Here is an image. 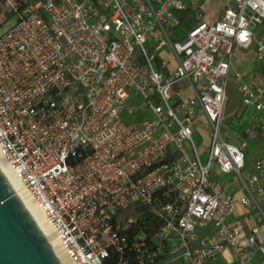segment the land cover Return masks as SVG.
<instances>
[{"label": "built area", "instance_id": "2783aa9c", "mask_svg": "<svg viewBox=\"0 0 264 264\" xmlns=\"http://www.w3.org/2000/svg\"><path fill=\"white\" fill-rule=\"evenodd\" d=\"M209 1L7 0L0 153L73 264H264V148L245 163L264 130V0H216L211 22ZM239 50L258 74L232 70ZM230 76L248 128L224 119Z\"/></svg>", "mask_w": 264, "mask_h": 264}, {"label": "water", "instance_id": "95a60500", "mask_svg": "<svg viewBox=\"0 0 264 264\" xmlns=\"http://www.w3.org/2000/svg\"><path fill=\"white\" fill-rule=\"evenodd\" d=\"M0 264H61L1 171Z\"/></svg>", "mask_w": 264, "mask_h": 264}, {"label": "rangeland", "instance_id": "374dc122", "mask_svg": "<svg viewBox=\"0 0 264 264\" xmlns=\"http://www.w3.org/2000/svg\"><path fill=\"white\" fill-rule=\"evenodd\" d=\"M215 0H210L206 6L204 18L208 22H211L219 18L221 12L218 10ZM13 18L8 17L6 20L0 24V32L6 29L11 23ZM165 56V55H164ZM163 58V56H161ZM168 57V55H166ZM252 64L245 68L246 72L250 71ZM262 70V66L258 68V71ZM229 87L227 89V98L224 103L223 116L224 119L234 128H248L249 124L253 120L254 115L256 114V109L253 105H245L240 101V97L236 92V89L233 88L234 84L230 76ZM200 120V121H199ZM198 126V128H197ZM195 128L193 132V138L200 146V149H203L206 140V131H207V122L203 116L198 117L193 124ZM260 134V137L247 141L245 148V163L247 168H251L254 160L261 155L262 149L264 148V130ZM205 151L202 152V157L205 155ZM233 181L235 178L234 174H226L222 180ZM238 182V181H237ZM233 183L229 189L234 190L239 186V183ZM137 208H140L141 204L136 205ZM199 230V228H198ZM169 264H186L185 258L182 254L175 255Z\"/></svg>", "mask_w": 264, "mask_h": 264}, {"label": "bare ground", "instance_id": "6f19581e", "mask_svg": "<svg viewBox=\"0 0 264 264\" xmlns=\"http://www.w3.org/2000/svg\"><path fill=\"white\" fill-rule=\"evenodd\" d=\"M0 171L4 175L5 179L9 183L10 187L14 191V193L18 196L24 207L26 208L27 212L41 231V233L46 238L47 242L49 243L50 247L57 255L58 259L60 260L61 264H73L72 259L66 253L65 249L60 244L59 240L56 237L52 227L50 224L45 220L41 210L36 205L33 198L30 194L26 191V189L22 186L17 176L14 174L11 167L7 164L5 159L0 153Z\"/></svg>", "mask_w": 264, "mask_h": 264}, {"label": "crops", "instance_id": "0c3cea01", "mask_svg": "<svg viewBox=\"0 0 264 264\" xmlns=\"http://www.w3.org/2000/svg\"><path fill=\"white\" fill-rule=\"evenodd\" d=\"M216 1V0H215ZM232 65H231V67H232V70L233 69H243V70H245V68L247 67V66H249V65H251L252 64V68H251V70H253V71H257L256 73L258 74V72H260V71H258V68L259 67H261V65L260 64H258L257 63V61L255 60V58H254V54H253V50H250V51H243V50H239V51H237L236 52V56L233 58V60H232V63H231ZM250 70V71H251ZM232 79V78H231ZM232 81H233V84H234V86H233V88L234 89H236V87H235V83H234V80L232 79ZM230 85V84H229ZM229 87V86H228ZM200 116H203L202 114H199L198 116H197V119L196 120H198V117H200ZM204 117V116H203ZM205 119V118H204ZM200 121V120H199ZM197 128H198V126H197ZM261 133H263V132H261ZM260 133V134H261ZM260 137V136H259ZM214 168V171H213V176H215L217 179H219V180H221L222 181V183H223V185H224V188H225V190H228V191H237V189H238V187L237 188H235L234 190H230L229 188L231 187V186H233V183L235 182H237L236 181V179H234L233 181H228V180H222V178L226 175V174H228V173H221V172H219V171H217L216 170V166H214L213 167ZM233 182V183H232ZM238 183V182H237Z\"/></svg>", "mask_w": 264, "mask_h": 264}, {"label": "trees", "instance_id": "16d2710c", "mask_svg": "<svg viewBox=\"0 0 264 264\" xmlns=\"http://www.w3.org/2000/svg\"><path fill=\"white\" fill-rule=\"evenodd\" d=\"M6 3L7 0H0V24L4 20H6L9 17V12L6 9ZM182 14V17L184 18L182 20V25L184 27H190L191 25V13L192 9L188 8L185 11H180ZM142 209V207H141ZM150 215L148 213H142V216L138 217V222L141 224L147 223L148 220L150 219ZM116 254L114 251H110L109 255L103 260V264H115L116 262Z\"/></svg>", "mask_w": 264, "mask_h": 264}]
</instances>
